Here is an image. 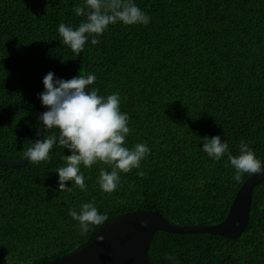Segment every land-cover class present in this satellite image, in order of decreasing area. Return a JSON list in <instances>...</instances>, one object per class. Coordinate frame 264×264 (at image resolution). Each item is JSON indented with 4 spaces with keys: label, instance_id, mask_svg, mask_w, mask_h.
<instances>
[{
    "label": "trees",
    "instance_id": "1",
    "mask_svg": "<svg viewBox=\"0 0 264 264\" xmlns=\"http://www.w3.org/2000/svg\"><path fill=\"white\" fill-rule=\"evenodd\" d=\"M134 2L150 23L110 24L98 44L89 39L68 79L93 73L98 94L118 92L131 128L126 146L146 142L150 154L108 193L98 185L100 168L111 171L102 163L81 165L86 190H58L55 170L71 154L58 145L38 164L0 163V264H54L136 210H158L176 225L220 223L249 174L233 180L227 156L209 157L200 137L220 133L233 155L243 139L264 160V0ZM83 4L0 0V158L21 159L36 140L43 77L52 71L65 79L76 58L58 26H78L85 17L74 9ZM89 201L107 219L81 234L68 211ZM165 253L179 264H264V178L252 188L240 235L158 229L150 263L170 264Z\"/></svg>",
    "mask_w": 264,
    "mask_h": 264
},
{
    "label": "clouds",
    "instance_id": "2",
    "mask_svg": "<svg viewBox=\"0 0 264 264\" xmlns=\"http://www.w3.org/2000/svg\"><path fill=\"white\" fill-rule=\"evenodd\" d=\"M78 16H84L78 26L60 23L58 33L63 45L77 56L83 53L86 43H99L101 36L110 24L119 21L124 25L150 23V16L140 9L134 0L121 3L120 0H84L82 6H76ZM97 77L93 73L87 76L81 73L71 79L59 78L49 71L42 80L44 90L38 98L46 111L37 115V136L42 124L44 132L57 129V133L32 140L24 150L23 158L27 163L38 164L50 159L54 145L70 150L64 155L63 165L55 172L58 174V190L71 191L73 186L86 190L81 165L91 168L97 163L111 167V171L101 167L98 185L103 192L115 191L120 183V173H128L141 167V161L147 158L151 149L146 142L126 146V138L131 128L129 115L121 110V98L118 92L107 95L98 94V89L90 87ZM220 133L211 137H200L201 150L209 157L219 161L227 156V165L233 169L232 179L241 182L244 174H264V160L241 139L239 152L233 155L229 151L228 141ZM71 181V186L66 182ZM68 214L78 222L81 234L90 226L103 223L107 217L93 202H84L79 210L70 208ZM143 226L147 227V224ZM170 264H179L171 253L164 254Z\"/></svg>",
    "mask_w": 264,
    "mask_h": 264
},
{
    "label": "water",
    "instance_id": "3",
    "mask_svg": "<svg viewBox=\"0 0 264 264\" xmlns=\"http://www.w3.org/2000/svg\"><path fill=\"white\" fill-rule=\"evenodd\" d=\"M86 19V17H85ZM81 53L76 56L73 67L65 79L77 70ZM45 107L41 105L40 113ZM39 136L43 138L41 124ZM0 163L19 166L27 163L21 159L0 158ZM264 178V174L247 177L237 191L226 218L212 225H176L169 222L158 210H136L125 213L107 222L94 239L75 253L54 264H151L148 258L150 239L158 229L174 233H211L234 238L242 233L248 224L253 186ZM147 224V227L143 226Z\"/></svg>",
    "mask_w": 264,
    "mask_h": 264
}]
</instances>
